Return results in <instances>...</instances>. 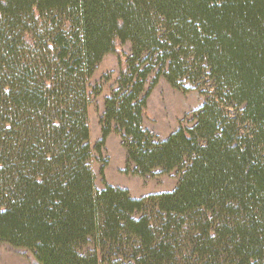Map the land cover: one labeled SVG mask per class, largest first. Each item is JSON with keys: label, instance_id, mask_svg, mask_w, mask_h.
I'll use <instances>...</instances> for the list:
<instances>
[{"label": "trees", "instance_id": "1", "mask_svg": "<svg viewBox=\"0 0 264 264\" xmlns=\"http://www.w3.org/2000/svg\"><path fill=\"white\" fill-rule=\"evenodd\" d=\"M108 54L94 151L117 134L123 173L174 172L171 192L95 187ZM161 78L211 85L165 140L143 128ZM0 242L38 264H264V0H0Z\"/></svg>", "mask_w": 264, "mask_h": 264}, {"label": "rangeland", "instance_id": "2", "mask_svg": "<svg viewBox=\"0 0 264 264\" xmlns=\"http://www.w3.org/2000/svg\"><path fill=\"white\" fill-rule=\"evenodd\" d=\"M121 50L127 55L131 46L126 43ZM118 77L117 58L114 54L106 55L96 72L89 81V87L102 86L99 96H90L88 104L89 144L92 148L90 167L95 177L96 189H102L105 184L115 188L126 189L133 198L147 195L171 192L176 187L178 176L173 172L169 175H157L150 178L125 175V152L121 147L120 137L112 133L106 140L104 148L98 153L94 147L100 141V117L104 112V99L115 87ZM151 83L148 81L146 90ZM187 91H178L171 88L164 79H159L158 84L150 91L143 117V128L152 133L156 138L165 140L179 125L191 126L194 112L204 103L205 98L211 93L207 81L195 83L184 82ZM88 89V93L91 89ZM205 92L206 97L200 95ZM230 117H237L238 110L232 106L224 107ZM243 129V127H241ZM107 164V165H104ZM101 169H103L101 171ZM0 264H38L30 252L9 246L0 242Z\"/></svg>", "mask_w": 264, "mask_h": 264}]
</instances>
